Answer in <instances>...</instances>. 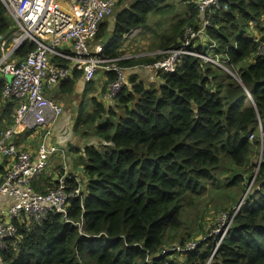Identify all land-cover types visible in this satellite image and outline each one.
<instances>
[{
    "label": "trees",
    "instance_id": "16d2710c",
    "mask_svg": "<svg viewBox=\"0 0 264 264\" xmlns=\"http://www.w3.org/2000/svg\"><path fill=\"white\" fill-rule=\"evenodd\" d=\"M167 2L121 0L117 7L129 6L115 15L116 29L104 55L122 58L124 36L144 27L150 15L170 12ZM187 7L170 34L159 38L158 50L177 49L187 30L200 29L197 6L189 0ZM262 19L264 0H227L207 28L216 54L235 69L239 82L223 69L188 56L175 73H160L150 89L143 84H135L132 91L125 87L115 98L116 110L92 98L93 109L76 129L81 126L100 139V145L88 147L83 154L86 183L80 196L71 201L66 217L52 214L30 227L15 221L17 236L8 241L2 264H179L161 252L195 240L192 234L182 236L184 214L192 202L208 190L240 187L243 179L256 175L253 158L264 149V55H260L264 37H254L250 30L254 24L260 27ZM13 25L0 0V38L12 35ZM107 27V23L100 25L95 41L104 40ZM35 49V44L27 43L13 60L24 59ZM195 51L206 53L202 46ZM158 52L153 57L121 60L119 65H150L164 57ZM52 62L69 64L59 57ZM108 76L109 85L116 75ZM81 78L82 73L75 71L58 86L60 94H73ZM5 84L0 79V107ZM83 108L79 115L87 113ZM99 121L104 122L97 126ZM224 158L243 171L237 170L240 177L232 182L218 185ZM60 173L68 192L80 187L76 177H68L67 169ZM58 185L52 182L50 188ZM255 187L257 192L235 215L211 264H264V159ZM218 207L230 209L233 215L231 205ZM214 249L211 238L179 261L207 264ZM149 255L150 263L146 262Z\"/></svg>",
    "mask_w": 264,
    "mask_h": 264
},
{
    "label": "built area",
    "instance_id": "2783aa9c",
    "mask_svg": "<svg viewBox=\"0 0 264 264\" xmlns=\"http://www.w3.org/2000/svg\"><path fill=\"white\" fill-rule=\"evenodd\" d=\"M1 1L13 21V29L15 26L9 38H0V73L5 76L6 81L2 100L12 101L16 107L12 125L0 131V160L13 159L12 166L5 172L0 185V204L4 198L15 200V204L9 209H0V264L3 263V253L8 241L17 236L15 221L25 225L24 227H30L32 223L45 221L52 214L66 217L71 201L80 196L82 191L80 186L68 192L66 179L63 178L58 180V186L50 188L44 194L38 193L34 188L35 181L48 169L50 160L60 154L61 149L56 145H48L47 136H44L36 153L20 151L15 143V137L26 133L30 126H33L30 132L47 129V126L53 125L62 116L63 108L44 96V85L52 91L62 81L71 79L75 71L81 72L87 83L94 81L99 71L115 73L116 80L108 86V96L115 100L126 85L125 68L119 62L134 59L126 55L111 59L103 55L102 47L92 49L87 45L95 40L100 25L113 14L121 0ZM224 1L226 0H190L203 17L200 29L187 30L184 42L177 49L158 52L164 57L146 65L147 68L157 74H172L188 56L200 58L205 64L217 65L211 59V54L197 53L192 44L207 32L212 16L221 9ZM223 8L227 9V6L224 5ZM139 30L132 31L128 37H134ZM27 43L35 44L36 49L26 58L14 61V53ZM212 46L214 47L210 48L214 49L216 44ZM64 47H70L72 54L64 53ZM260 55H264V46ZM216 56L218 59L219 56ZM54 57L65 59L69 64L56 65L52 62ZM8 76H11L10 80ZM247 96L249 98L250 94ZM243 205L244 203L239 204L232 216L231 212L222 214L221 217L225 216V219L220 217L218 227L210 234L199 236L184 246L174 245L162 251L161 255L169 260L177 256L186 257L213 238L215 249L207 263L211 264L235 215ZM151 260L152 255H149L146 262L150 263Z\"/></svg>",
    "mask_w": 264,
    "mask_h": 264
},
{
    "label": "rangeland",
    "instance_id": "374dc122",
    "mask_svg": "<svg viewBox=\"0 0 264 264\" xmlns=\"http://www.w3.org/2000/svg\"><path fill=\"white\" fill-rule=\"evenodd\" d=\"M183 3H184V0H168L167 4L165 6H172L170 9V12L165 11V14H161V15L152 14V15H150L148 23L143 28H141V31L143 30L144 33L141 32L142 33L141 35L138 34L136 37L132 38L130 41H132V42L138 41L145 34H149V36H151V37L147 38V44L145 46V49L143 50V53H145L147 55L150 53L152 54V53L160 51V50H158V47H156L160 43L159 38L161 36L165 37V36L169 35L173 25L177 23L178 19L183 18L185 16V13H186V10L188 7H187V4L183 5ZM117 10H118V8L116 7L113 11V15H117V14H114ZM164 10H166V9H164ZM199 16L201 17V19L203 18L200 15V13H199ZM110 17H108L106 19L107 25H108V22L110 23V21H111ZM258 24L260 25V27H258L256 24H254L253 28H252L253 30L250 34H252L253 36L256 35V36H259L262 38V37H264V19H262V21H260ZM14 29H15V26H14ZM157 33H158V35H157ZM206 34L207 33H205L204 36L199 37L192 44V47H194V49L196 50L199 46H202L204 49H206V52H208V54H211V59L213 61L217 62V65H213L214 67H218L220 69H223L224 71H226L227 74H229L233 78V81H235V82L238 81L237 74H236V72H234L235 69L228 65V62L226 61V59H222L220 56L218 59L216 58L217 57L216 52H215L216 48L215 49L210 48V47H214L212 45H214L216 43L211 42ZM113 36H114V33H110L108 31V27H107V32H106L105 38L107 40H110L111 38H113ZM96 42L97 41L88 42L87 45L89 48H92V46ZM107 42H109V41H107ZM181 42H184V40L181 39ZM107 44L108 43L103 41L102 46L105 47ZM136 47H137V49H140L139 48L140 44H138ZM152 48L157 49V50L155 51ZM134 49H135V46L128 45L126 47V52L134 53V51H133ZM100 72H103V71H100ZM100 77L101 76L99 74L97 76V78H100ZM8 79L10 80L11 76H8ZM78 82L79 81H77L76 85L78 84ZM75 88H76V86H75ZM74 92H73V94H74ZM73 94H71V96L66 95V96H63L61 98L58 87H53L52 91H50L48 89L47 85L46 84L44 85V96L47 99L52 100L53 102L60 105L64 110L62 116L64 114H68L70 116V118H73L72 119L73 120L72 125L76 128L77 123L84 116H86L93 109V107L91 106L90 108H87L89 106L88 104H90V102H91V99H89L88 95L77 96V95H75V94L73 95ZM72 100H76L77 103H72L71 106H69L68 104ZM73 107L75 108V112L77 113L76 115L72 113ZM82 107H84L83 109L87 113L79 115V110ZM81 128L82 127L80 126L78 129H81ZM73 130H74V128H73ZM78 131H80V130H78ZM79 133L82 134V132H79ZM257 135H259V134H257ZM253 138L251 137V139H253ZM263 151H264V149L262 147L261 155L259 157L256 156L253 158V163H255V166H256L253 168V171L256 172V175L253 179L249 180V176H247V178H246L247 181H244V179H243L242 183H245V184L241 185L240 187H232V186L231 187H227V186L225 187L224 186L223 189L208 190L204 193V195L202 197H200V198H198L192 202V204L190 205V208H187V210L184 214V218H183L184 219V225H183V229H182V236L184 238L186 236H188L189 234H192L193 239H196L199 236H204V235L210 234L211 231L216 228L218 219L222 215V213L227 212V211L231 212L230 209L227 211L218 210L219 205H225V206L231 205V209L234 210L236 207H238L240 202H242V201L247 202L248 200H250V197L252 196V194L255 191L257 192V188L255 187V185L257 186L259 171H260V168L262 165V161L264 159ZM76 154H77L76 155L77 158H74V157H71V158L75 164V167L76 166H79L77 168L81 167V169L79 171L84 173V171H83L84 167L82 164L83 155H81L80 153H76ZM56 158H57V155L54 156L50 160L48 169L49 168L53 169L54 167H57L58 169H56V170H58L60 173L59 169L62 168L63 165L61 167H59L58 163H57L59 160ZM48 169H47V171H48ZM237 170L239 172L243 171V169L236 168L235 166H233V164L228 159L224 158V164L222 165L220 172L218 174L219 175L218 185H222V183L226 184V182L230 183V182H232V180L234 178L240 177ZM48 174H50V172ZM46 178H48V176H46ZM221 219L224 220L225 216H222ZM176 245H180V244H176ZM170 246H174V245H170ZM179 257H180V259L185 261L186 257H182V256L174 257L173 260H175V258H176L177 260H175V261L178 262L179 264H182L179 261Z\"/></svg>",
    "mask_w": 264,
    "mask_h": 264
},
{
    "label": "crops",
    "instance_id": "0c3cea01",
    "mask_svg": "<svg viewBox=\"0 0 264 264\" xmlns=\"http://www.w3.org/2000/svg\"><path fill=\"white\" fill-rule=\"evenodd\" d=\"M185 1V0H184ZM189 3V0H186V2L183 3V5H186ZM128 7V4H125L124 6L117 7L118 10L114 13L117 14L118 11L123 10L125 7ZM111 21L110 23L108 22V31L110 33H114L116 29V19L115 15H111ZM202 21V19H201ZM107 21L105 20L104 23ZM143 28V27H142ZM140 29V28H139ZM137 29V30H139ZM253 29L250 30V33L252 32ZM144 31L139 30L138 33L134 36L136 37L138 34H142ZM129 34L124 36L123 40V47L122 51L124 52V55L127 56H132L134 60L139 59V58H145V57H153L155 53H150V54H145L143 53V50L145 49V46L147 44V38H150L149 34H145L140 40L132 42L130 41L134 37H128ZM139 35V36H140ZM106 37V33H105ZM254 37H258L254 35ZM110 40H107L104 38L103 41L108 43L107 45L110 44ZM95 41V40H94ZM103 41H97L94 43L92 46V49H95L96 47H102ZM109 41V42H107ZM133 43V44H132ZM140 44V49H137V45ZM128 45L135 46V49L133 50L134 53L126 52V47ZM63 52L70 55L72 54V50L70 47H64ZM103 51V55H104ZM148 64H143L134 68H125L124 74H125V79H126V85L130 91H132L133 86L135 84H143L146 89H150L153 85L158 83V75L155 73L153 70L147 68ZM100 74V78H97V76ZM0 79L5 80V76L0 73ZM78 84L76 85L75 92L74 94L77 96H82V95H88L89 99L96 98L98 102H101L105 105V107L109 110L110 108H115L117 104L115 103V100H111L108 96V84L109 83V76L107 72H98L94 81L92 83H87L83 76L80 80H78ZM73 94V95H74ZM61 98L63 96H66L64 94H60ZM71 96V95H70ZM4 103L0 107V131L6 130L9 128L12 123H13V113L16 107V104L12 101H5L3 100ZM72 103H77L76 100H72L68 105L71 106ZM12 104L15 107H12ZM87 108H90L92 106V101ZM69 109V108H68ZM11 112V113H10ZM73 114H77L75 112V108L73 107L72 109ZM12 114V115H11ZM11 119V123L8 124V120ZM73 118H70L68 114H64L59 120H57L53 125L47 126V129H42L37 132H27L23 133L21 135H18L15 137V142L18 146V149L20 151H29L32 153H36L39 144L42 142L44 136H47L46 142L48 145H56L61 149V153L57 154V158L59 161L58 166L60 168L59 170L67 169L68 177L70 178H77V181L79 184L83 187L86 183L85 181V175L83 172H80V168H77L79 166L75 167V164L72 160L71 157L77 158L76 153H80L81 155L84 154L85 150L88 147H99L100 145V139H98L96 136L89 135V132H87L84 129H76L72 124H73ZM104 121H99L97 126L99 124H102ZM3 123V124H2ZM74 128V130H73ZM80 130V131H78ZM79 132H82L80 134ZM65 152L64 154L62 152ZM84 156V155H83ZM56 161V160H55ZM13 159H7L4 161L0 160V185L3 180L4 173L7 171L9 167L12 166ZM57 167H54L53 169H46V171L42 174L41 177H39L35 183H34V188L38 193L44 194L50 189V184L52 182H57L59 180V177L62 176L61 173H59ZM50 172V174H48ZM48 174V175H47ZM48 176V178H46ZM67 177V178H68ZM15 204V200L11 198H4L0 204V209H9Z\"/></svg>",
    "mask_w": 264,
    "mask_h": 264
},
{
    "label": "clouds",
    "instance_id": "9594fccd",
    "mask_svg": "<svg viewBox=\"0 0 264 264\" xmlns=\"http://www.w3.org/2000/svg\"><path fill=\"white\" fill-rule=\"evenodd\" d=\"M227 1V0H226ZM225 2V1H224ZM105 56V55H104ZM100 72V71H99ZM261 126H262V124H260ZM260 125H259V132L261 133V135L263 134V127H262V130H260ZM81 186V185H80ZM82 189H83V187H81ZM241 203H244V204H246V201H242V202H240V204ZM244 206V205H243ZM242 206V207H243Z\"/></svg>",
    "mask_w": 264,
    "mask_h": 264
},
{
    "label": "bare ground",
    "instance_id": "6f19581e",
    "mask_svg": "<svg viewBox=\"0 0 264 264\" xmlns=\"http://www.w3.org/2000/svg\"><path fill=\"white\" fill-rule=\"evenodd\" d=\"M105 47L102 49V51H104ZM43 117V115L41 116ZM33 126H30L28 129H27V132H30L32 130ZM63 154L65 153L64 151L62 152Z\"/></svg>",
    "mask_w": 264,
    "mask_h": 264
}]
</instances>
